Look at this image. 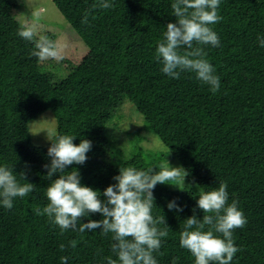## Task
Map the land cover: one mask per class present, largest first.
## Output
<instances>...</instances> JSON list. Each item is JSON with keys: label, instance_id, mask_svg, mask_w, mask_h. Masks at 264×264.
Segmentation results:
<instances>
[{"label": "trees", "instance_id": "obj_1", "mask_svg": "<svg viewBox=\"0 0 264 264\" xmlns=\"http://www.w3.org/2000/svg\"><path fill=\"white\" fill-rule=\"evenodd\" d=\"M105 2L112 7L93 8L99 0H52L88 50L55 80L39 67L22 66L38 39L19 36L25 27L12 13L16 1L0 0V166L13 168L21 183L23 173L25 182L35 186L28 196L15 198L10 210L0 203V264H61V257L68 258L66 264H107L109 257L119 264L111 234L100 229L62 232L46 215L37 214L47 206V187L59 174L47 178L43 166L50 163L51 142L35 145L28 123L49 111L56 120L55 133L76 137L75 145L91 141L86 162L65 172L75 169L81 185L104 199L120 168L159 172L164 166L163 159L133 156L119 161L112 154L107 125L124 102L145 125L135 131L138 140L152 149L153 134L188 172L180 190L168 184L153 190V217L163 215L165 225L159 227L169 229L153 253L157 264H194L180 246V233L186 219H202L196 205L200 193L221 183L228 186V203L237 201L247 220L234 231L240 250L231 264H264V0H220L222 20L211 26L220 45L203 46L220 79L215 94L194 73L171 79L161 71L155 49L165 26L176 20L174 0ZM86 12L88 22L82 23ZM46 36L53 41V35ZM129 109L125 106L123 112ZM172 201L183 211H170ZM102 218L88 214L80 222Z\"/></svg>", "mask_w": 264, "mask_h": 264}, {"label": "clouds", "instance_id": "obj_2", "mask_svg": "<svg viewBox=\"0 0 264 264\" xmlns=\"http://www.w3.org/2000/svg\"><path fill=\"white\" fill-rule=\"evenodd\" d=\"M219 5L220 0H174L171 9L176 20L165 26L164 38L155 49L157 59L162 62L161 71L167 77L179 79L182 72L194 73L196 79L209 86L213 94L220 89V79L206 59L203 46L220 45L211 27L222 20L218 14ZM97 7L108 9L112 5L99 0L97 5H93V8ZM88 19L89 12H86L82 23H87ZM18 34L27 41H33L36 36L32 28ZM260 45L264 47V39H260ZM35 49L32 55L40 62L62 59L56 43L47 36L39 37ZM53 135L54 142L47 137L51 142L47 149L50 163L43 167L48 179L55 174H59V178L47 187L48 204L42 212L37 210V214L46 215L62 232L71 229L84 233L100 229L104 235L111 234L114 241L111 250L119 264H157L153 253L159 251L169 229L159 227L160 224L165 225L163 215L153 217V190L157 184H168L180 190L177 185L185 186L188 172L181 167H170L166 161L159 172L120 168L119 175L113 177L116 183L104 190V199H101L99 192L81 185L80 175L75 169L65 172L68 166L86 162L91 141L81 140L75 145L74 136ZM19 176L23 183L18 181L13 168L0 166V203L6 209H12L15 198H24L35 189L33 184L25 182L23 173ZM227 187L226 183H221L215 190L201 192L196 205L203 213L202 219L193 215L184 221L179 243L194 258V264H231L240 250L234 244L233 234L236 229L244 228L247 220L237 201L228 203ZM167 208L183 211L175 201L169 202ZM97 213L103 217L101 220L80 222L88 214ZM206 226L207 231L204 230ZM72 245L75 246L74 241ZM60 247L64 250V245ZM67 259L61 257V264H66ZM107 264H117V260L109 257Z\"/></svg>", "mask_w": 264, "mask_h": 264}, {"label": "rangeland", "instance_id": "obj_3", "mask_svg": "<svg viewBox=\"0 0 264 264\" xmlns=\"http://www.w3.org/2000/svg\"><path fill=\"white\" fill-rule=\"evenodd\" d=\"M16 7L12 13L16 19L26 28H32L39 39L40 36L53 35L62 59L60 61L48 60L40 62L33 56L31 51L22 59V66L39 67L53 75L57 80L59 75L65 76L71 69V65H76L87 54V48L82 44L78 36L71 30L70 26L63 19L52 0H15ZM61 73V74H60ZM125 106H129L128 112H123ZM140 114L133 110L131 104L124 102L114 112L112 119L107 125L110 133V149L115 158L119 161L139 156L147 161L152 159H163L170 167H181L177 159L170 155L168 148L153 134L154 148L143 144L135 135L141 125ZM28 130L32 137V142L38 146H45L56 130V120L51 112H45L35 120L28 123ZM48 137V138H47ZM153 155V157H152ZM182 168V167H181ZM175 187V186H174ZM178 188H182L177 185Z\"/></svg>", "mask_w": 264, "mask_h": 264}]
</instances>
